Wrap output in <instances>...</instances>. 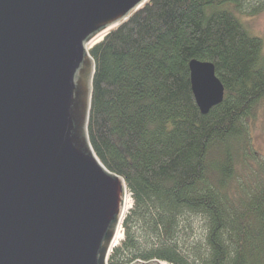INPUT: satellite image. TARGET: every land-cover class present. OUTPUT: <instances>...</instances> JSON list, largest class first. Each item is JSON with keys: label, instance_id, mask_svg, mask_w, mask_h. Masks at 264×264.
I'll use <instances>...</instances> for the list:
<instances>
[{"label": "trees", "instance_id": "obj_1", "mask_svg": "<svg viewBox=\"0 0 264 264\" xmlns=\"http://www.w3.org/2000/svg\"><path fill=\"white\" fill-rule=\"evenodd\" d=\"M263 9L148 0L89 47V143L132 199L107 264H264V185L237 181L251 150L247 119L264 98L263 43L242 16ZM192 58L212 62L224 86L206 114L193 99Z\"/></svg>", "mask_w": 264, "mask_h": 264}, {"label": "water", "instance_id": "obj_2", "mask_svg": "<svg viewBox=\"0 0 264 264\" xmlns=\"http://www.w3.org/2000/svg\"><path fill=\"white\" fill-rule=\"evenodd\" d=\"M147 1L0 0V264H107L128 189L89 143L88 44ZM188 67L206 114L224 86Z\"/></svg>", "mask_w": 264, "mask_h": 264}, {"label": "rangeland", "instance_id": "obj_3", "mask_svg": "<svg viewBox=\"0 0 264 264\" xmlns=\"http://www.w3.org/2000/svg\"><path fill=\"white\" fill-rule=\"evenodd\" d=\"M261 1L264 2V0ZM242 19L250 32L261 38L263 43L262 54L264 57V9L255 14L246 13L242 16ZM247 124L251 136V150L249 152L248 149L246 153L247 159H244L245 165H239L238 167L237 181L239 180L241 184H248L249 189L253 190L257 184L264 185V98L257 103L256 107H254L252 113L247 119ZM126 197L128 199L129 207H131L132 199L129 193L126 194ZM195 226L198 228V233H202V221L197 220ZM118 231H120L123 237L121 227H119Z\"/></svg>", "mask_w": 264, "mask_h": 264}, {"label": "bare ground", "instance_id": "obj_4", "mask_svg": "<svg viewBox=\"0 0 264 264\" xmlns=\"http://www.w3.org/2000/svg\"><path fill=\"white\" fill-rule=\"evenodd\" d=\"M99 39V37L98 38H96V39H94L93 41H91L90 42V44H88V46H92L93 44H94V42H95V40H98ZM193 59V58H192ZM191 60V59H190ZM189 63V62H188ZM187 68H189V67H187ZM189 76H190V74H189ZM197 105V104H196ZM198 107V106H197ZM199 109V108H198ZM200 111V110H199ZM125 210L126 209H128L127 207H129V203H128V199H127V197H126V199H125ZM122 238V234L120 233V231H118L117 230V232H116V234H115V237H114V244H116V243H118L119 242V239H121ZM164 264H168V263H166V262H164Z\"/></svg>", "mask_w": 264, "mask_h": 264}]
</instances>
